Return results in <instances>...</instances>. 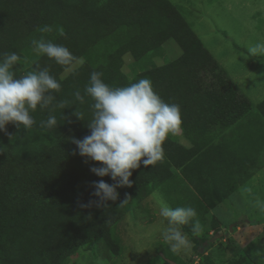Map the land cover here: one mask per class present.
Masks as SVG:
<instances>
[{"label":"trees","instance_id":"16d2710c","mask_svg":"<svg viewBox=\"0 0 264 264\" xmlns=\"http://www.w3.org/2000/svg\"><path fill=\"white\" fill-rule=\"evenodd\" d=\"M187 10L171 0H0V53L15 52L25 65L16 76L39 65L61 83L52 105L31 113V128L9 123L0 131V264H64L91 242L116 253L121 215L153 191L174 208H195L203 226L205 214L251 176L264 147V97L252 103L203 44ZM45 25L52 31L40 32ZM41 37L86 62L61 78L68 67L33 50L31 41ZM166 39L181 53L156 66ZM126 53L133 57L132 77L122 69ZM93 71L111 87L149 79L165 102L179 104L180 134L188 142L170 135L163 160L141 164L131 186L117 189V201L100 206L93 182L113 181L92 173L100 162L80 156L67 138L90 134L93 101L85 96L80 104L73 93L84 94ZM60 102L67 107H57ZM50 114L58 126L45 129L41 121ZM183 227L192 232V223Z\"/></svg>","mask_w":264,"mask_h":264},{"label":"rangeland","instance_id":"374dc122","mask_svg":"<svg viewBox=\"0 0 264 264\" xmlns=\"http://www.w3.org/2000/svg\"><path fill=\"white\" fill-rule=\"evenodd\" d=\"M171 1H178L183 11L191 10L186 15L196 23L195 32L203 44L213 51L221 50V59L239 88L254 105L258 103L264 97V55L249 56L247 45L264 37V0H217L212 4L207 0ZM169 43L180 53L173 39ZM166 46L164 61L175 57ZM154 60L156 64L163 62L160 57ZM132 61V55L126 53L122 69L129 77L133 75ZM24 67L20 63L13 71L19 73ZM77 68L68 67L61 78ZM67 138L72 142L75 137L68 132ZM177 140L187 143L181 134ZM257 199L264 200V147L251 176L205 214L199 235L182 227L191 240L189 249L173 252L164 241L166 222L158 215L159 202L174 207L160 192L153 191L121 215L116 225V253L91 242L79 247L64 264H257L258 259L264 264V211L256 206ZM168 252L171 259L164 255Z\"/></svg>","mask_w":264,"mask_h":264},{"label":"clouds","instance_id":"9594fccd","mask_svg":"<svg viewBox=\"0 0 264 264\" xmlns=\"http://www.w3.org/2000/svg\"><path fill=\"white\" fill-rule=\"evenodd\" d=\"M39 31L47 33L52 28L45 25ZM31 44L37 55H46L61 66L82 67L86 62L66 46L46 41L43 37L32 40ZM247 54L251 57L264 55V37L248 44ZM20 60L15 52L0 53V131H4L9 123L17 129L21 126L31 128L36 123L31 113L38 106L42 110L49 108L55 100L53 93L61 91V83L50 74L48 67L36 65L25 75L17 77L13 68ZM102 77V72L93 71L84 94L80 90L73 93L80 104L85 103V96L93 102L90 105L92 118L87 121L90 134L83 139L72 138V143L80 156L100 162V166L90 168L92 173L98 177L109 176L113 181L111 184L103 179L93 182L92 194L99 198L98 206L117 201L120 195L117 189L131 186L132 171L141 164L149 166L162 161L165 140L179 133L182 125L179 104L165 102L149 79L111 87ZM56 106L67 107L65 102ZM75 115L84 120L83 113L75 112ZM57 126V118L51 114L46 121H41V127L45 129ZM256 206L264 211V200L257 199ZM158 215L166 222L163 239L173 252L191 247V240L182 231L184 225L192 223L193 235H199L203 230L198 213L191 206L171 208L159 202Z\"/></svg>","mask_w":264,"mask_h":264},{"label":"crops","instance_id":"0c3cea01","mask_svg":"<svg viewBox=\"0 0 264 264\" xmlns=\"http://www.w3.org/2000/svg\"><path fill=\"white\" fill-rule=\"evenodd\" d=\"M172 2H174V3H176V4H179V5H181L178 1H172ZM216 1H214V2H212V3H215ZM207 3H208V1H207ZM212 3H208V4H212ZM188 12H190L191 10L190 9H188L187 10ZM188 20L190 21V22H192V24H193V29L194 30H196V23L192 20V19H189L188 18ZM168 41H169V39L165 42V44H163V46L161 47V50L159 51V53L156 55V57H160V58H162V60H163V62L162 63H158V64H156V63H154L156 66L157 65H162V64H164L166 61H164V59L163 58H166L167 56H168V51H167V46L166 45H169L170 46V48H172V52H174V54H175V57L174 58H169V59H167V61L168 60H173V59H175L176 57H178L179 55H180V53H181V50H180V53H178V51L176 50V46L174 45V44H172V43H169L168 44ZM205 44V43H204ZM206 46V45H205ZM207 47V46H206ZM208 48V47H207ZM208 50L211 52V54L216 58V60L220 63V65L221 66H223L226 70H227V72H228V74L230 75V77L232 78V80L237 84V82L235 81V78H234V76L229 72V70L227 69V67L225 66V63L222 61V59L221 58H223L222 57V52H221V50H215V51H213V50H211V49H209L208 48ZM217 55H216V54ZM156 57H154L153 58V61L155 62V58ZM177 134H180V132L179 133H177ZM185 141L187 142V140L185 139ZM188 143V142H187ZM186 143V145H188ZM184 144V143H183Z\"/></svg>","mask_w":264,"mask_h":264},{"label":"water","instance_id":"95a60500","mask_svg":"<svg viewBox=\"0 0 264 264\" xmlns=\"http://www.w3.org/2000/svg\"><path fill=\"white\" fill-rule=\"evenodd\" d=\"M200 251L202 252L203 250L201 249Z\"/></svg>","mask_w":264,"mask_h":264}]
</instances>
